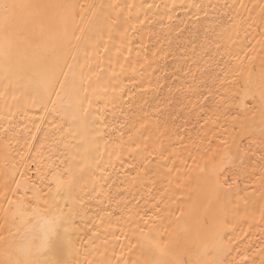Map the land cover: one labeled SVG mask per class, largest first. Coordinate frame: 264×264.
I'll list each match as a JSON object with an SVG mask.
<instances>
[{
    "label": "bare ground",
    "instance_id": "obj_1",
    "mask_svg": "<svg viewBox=\"0 0 264 264\" xmlns=\"http://www.w3.org/2000/svg\"><path fill=\"white\" fill-rule=\"evenodd\" d=\"M14 2L39 7L0 24V252L71 178L64 264H264V0Z\"/></svg>",
    "mask_w": 264,
    "mask_h": 264
},
{
    "label": "snow or ice",
    "instance_id": "obj_2",
    "mask_svg": "<svg viewBox=\"0 0 264 264\" xmlns=\"http://www.w3.org/2000/svg\"><path fill=\"white\" fill-rule=\"evenodd\" d=\"M35 7L39 6L16 3L14 0H0V24L5 32L7 33L10 26L19 19L23 10ZM258 95L261 108L264 109V78L260 81ZM256 97L255 91L246 90L245 99L255 101ZM75 103H81L78 97ZM232 161L233 157L229 155L219 167L213 164L203 177L217 198L229 195L223 191L221 173L236 168ZM233 175L240 176L242 173L234 172ZM73 183L69 178L65 187L63 180L57 179L54 196H49L45 200L39 194L33 193L32 204L17 205L9 237L5 240V248L0 252V264H64L62 260L53 257L62 253L71 243L69 233L73 227L74 210L69 205L75 203ZM235 183L233 179L229 186ZM155 246L160 247L159 244ZM155 264H189V261L158 260ZM191 264L202 262L193 260Z\"/></svg>",
    "mask_w": 264,
    "mask_h": 264
}]
</instances>
